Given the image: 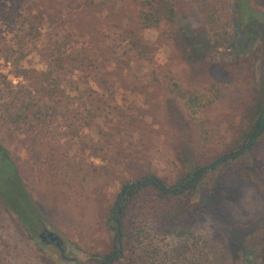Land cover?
<instances>
[{"label": "rangeland", "instance_id": "374dc122", "mask_svg": "<svg viewBox=\"0 0 264 264\" xmlns=\"http://www.w3.org/2000/svg\"><path fill=\"white\" fill-rule=\"evenodd\" d=\"M148 1L0 0V83L19 88L46 74L59 87L50 124L33 131L0 127V142L65 248L42 244L0 201V264H99L98 256L112 249L107 219L123 185L149 177L172 185L234 147L232 129L247 117V87L260 81L237 49L258 50L260 41L250 43L245 30L232 26L235 0H167L171 18L160 0L152 8ZM250 5L264 13V0ZM155 9L160 22L145 21L143 14ZM175 32L197 33L215 48L189 59ZM212 86L221 96L210 103ZM177 89L210 97L192 115ZM230 164L247 168L234 202L214 209L221 201L210 190L236 177L220 166L188 203L175 202L172 214L203 208L190 230H165L152 219L129 224L116 264L133 256L140 264H185L198 250L240 264L212 239L264 237V183L251 170L250 153Z\"/></svg>", "mask_w": 264, "mask_h": 264}, {"label": "trees", "instance_id": "16d2710c", "mask_svg": "<svg viewBox=\"0 0 264 264\" xmlns=\"http://www.w3.org/2000/svg\"><path fill=\"white\" fill-rule=\"evenodd\" d=\"M154 1H148L151 8ZM159 7L161 11L168 9V17L174 16L172 3L169 1L160 0ZM234 8L236 15L231 21L232 26L236 25L245 30L250 37V43L256 39L261 43L258 50H249L251 45L237 49L238 53L249 60L252 74H256V71L259 70L260 81L247 87L248 102L244 104L247 105V117L244 122L232 129V146L234 145V147H231L227 153L215 159L211 164L197 167L177 177L172 185L168 186L164 181L155 177L141 178L123 185L107 219L110 229L114 231L112 249L110 253L98 256L99 264H116L122 260L123 249L118 252L119 245L123 231L129 224L136 226L141 224L142 220L152 219L159 222L160 227L165 230L169 228L179 229L180 232L190 230L198 219V213L202 212L203 208L196 207L192 211L172 214L175 202L188 203L190 195L197 191L198 183L207 175L208 177L214 176V172L220 166L230 167L229 173H235L236 177L224 179L223 182L216 183L210 190V197L221 201L214 206V209L222 210L225 205L234 202L237 197V182L244 177L247 168L240 164L231 168L230 162L236 163L243 154H251V170L255 177L264 183V124L261 128L264 114V33L263 29H259L260 27L264 28V13L252 9L250 0H235ZM159 14L160 11L155 9L153 13L143 14V18L147 22L158 23L160 22ZM256 33L259 35L256 36ZM173 38L177 41V47L185 57L193 60L201 58L206 52L215 48L214 44L208 46L200 41L197 33L175 32ZM68 56L65 54L63 58L66 59ZM56 81V79H49L45 74L42 81L38 82L34 79L33 83L19 88L12 87L10 82L0 83V127L7 126L10 130L33 131L44 124H50L54 113H56L54 109H51L49 113V104L55 98L56 90L59 89L58 85L53 83ZM3 83L6 85L5 89L2 88ZM213 88L212 86L211 89L213 90ZM213 92L211 93L212 98L208 99L210 95L207 96V94H188L181 89L176 90V94L184 99L185 106L192 115L198 113L202 99H208V102L212 103L220 98L219 89H215ZM79 116L82 117V113H79ZM0 201L32 236L41 226H46L19 176L16 162L10 157L9 151L1 142ZM233 238L229 241L221 237L212 239V245L216 249L221 246L225 256H233L240 264H264V237L250 240L241 236ZM204 248H206L205 243L201 250ZM184 249V246L180 247V255L185 254ZM204 251L198 250L194 255L195 259L193 261L186 260L185 264H225V259L221 255L213 257L212 260L207 251ZM198 252L201 253L198 254ZM138 260L137 256L135 258L133 256L131 263L128 264H140Z\"/></svg>", "mask_w": 264, "mask_h": 264}, {"label": "water", "instance_id": "95a60500", "mask_svg": "<svg viewBox=\"0 0 264 264\" xmlns=\"http://www.w3.org/2000/svg\"><path fill=\"white\" fill-rule=\"evenodd\" d=\"M263 124H264V114H263V117H262L261 128H262ZM118 204H119V201H118ZM45 231L47 232V230H45ZM44 234H45V232L40 233L39 238L44 239V240H47L48 241V244L49 243H54L55 244V247L57 249H60L61 246L64 245L63 239L58 234H56L55 232L49 231V232H47V235L46 236Z\"/></svg>", "mask_w": 264, "mask_h": 264}, {"label": "flooded vegetation", "instance_id": "af4514ba", "mask_svg": "<svg viewBox=\"0 0 264 264\" xmlns=\"http://www.w3.org/2000/svg\"><path fill=\"white\" fill-rule=\"evenodd\" d=\"M45 230H47V232H49V231H51L50 229H48L46 226H41L36 232H35V234H34V236H37V238H39V235H40V233H43V232H45V236L47 235V232L45 231ZM57 234V233H56ZM39 241L42 243V244H46V245H53V246H55V244L54 243H49L48 244V241L47 240H44V239H41V238H39ZM64 245H62L61 246V248L60 249H58L61 253H63L64 252Z\"/></svg>", "mask_w": 264, "mask_h": 264}]
</instances>
